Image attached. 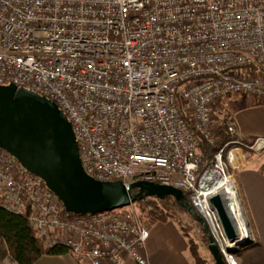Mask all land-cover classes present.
Returning <instances> with one entry per match:
<instances>
[{
	"label": "built area",
	"instance_id": "built-area-1",
	"mask_svg": "<svg viewBox=\"0 0 264 264\" xmlns=\"http://www.w3.org/2000/svg\"><path fill=\"white\" fill-rule=\"evenodd\" d=\"M8 84L57 104L89 176L189 192L237 264L228 249L242 245L228 239L210 199L222 195L245 237L234 171L246 165V149L264 150V138L242 137L228 120L232 139L203 172L199 145L214 140L221 99L247 94L264 103V0H0V85ZM0 205L27 212L44 247L65 245L79 264H150V229L135 203L71 215L1 146Z\"/></svg>",
	"mask_w": 264,
	"mask_h": 264
},
{
	"label": "water",
	"instance_id": "water-1",
	"mask_svg": "<svg viewBox=\"0 0 264 264\" xmlns=\"http://www.w3.org/2000/svg\"><path fill=\"white\" fill-rule=\"evenodd\" d=\"M0 146L11 152L59 197L73 214H89L129 206L143 197L165 199L172 195L202 224L215 264H225L223 254L205 219L189 204L183 190L137 180L129 188L122 181H101L89 176L80 159L79 146L67 116L56 103L25 87L0 85ZM217 209L228 239L243 247L254 241L241 236L221 194L210 199ZM236 248H229L234 252Z\"/></svg>",
	"mask_w": 264,
	"mask_h": 264
},
{
	"label": "crops",
	"instance_id": "crops-1",
	"mask_svg": "<svg viewBox=\"0 0 264 264\" xmlns=\"http://www.w3.org/2000/svg\"><path fill=\"white\" fill-rule=\"evenodd\" d=\"M226 105L238 133L245 138H264V103L255 102L247 94L229 96ZM247 165L234 171L245 213L255 241L264 247V151L247 150ZM258 155V156H257ZM147 240L150 264H194L187 237L171 219L154 222ZM0 264H18L10 259ZM33 264H79L69 253L45 254Z\"/></svg>",
	"mask_w": 264,
	"mask_h": 264
},
{
	"label": "trees",
	"instance_id": "trees-1",
	"mask_svg": "<svg viewBox=\"0 0 264 264\" xmlns=\"http://www.w3.org/2000/svg\"><path fill=\"white\" fill-rule=\"evenodd\" d=\"M258 69L259 67L256 65H248L245 67V70L248 71H256ZM226 123L227 121L221 124L223 127L218 133L217 139L214 143L208 142L205 139H201L199 145V156L201 158L200 172H203L204 169L212 162L216 151L232 139V136L227 129ZM247 150L248 149H246V151ZM183 193L189 204L193 206L190 193L187 191H183ZM149 199L152 198L143 197L138 200L136 204L140 205L142 202ZM156 199L166 203H173L179 206L183 211L188 212V210L183 207L181 203L177 201L172 195L167 196L163 200L158 198ZM153 205L154 207L148 210L152 220L154 222L167 221L169 217L168 213H166L163 208H159L157 204ZM141 206L142 205H140V208L143 210ZM71 215L76 214L71 213ZM191 216L193 217V215ZM205 236L209 243V239L206 234ZM189 251L196 264H206L203 257L199 254L197 246L192 244V242L190 243ZM68 252L69 248L62 244L45 248L43 243L36 238L33 227L28 220L27 212L17 214L0 205V260L10 259L14 262H17L18 264H33L45 254L59 255L66 254ZM235 254L242 260L241 264H264V247L257 241L250 245L244 246L243 249L236 251ZM224 261L225 264H227L225 258Z\"/></svg>",
	"mask_w": 264,
	"mask_h": 264
},
{
	"label": "rangeland",
	"instance_id": "rangeland-1",
	"mask_svg": "<svg viewBox=\"0 0 264 264\" xmlns=\"http://www.w3.org/2000/svg\"><path fill=\"white\" fill-rule=\"evenodd\" d=\"M226 99H228V97L221 99V101H219V103L216 105V108L214 109V111H215L214 112V127H213L214 128V140L211 143H214L216 141L218 133L220 132V130L223 127L221 124L225 121L231 120L230 119L231 110L226 105L227 104ZM263 151H261V153ZM245 154H246V152H245ZM247 162L248 161L246 158V161H245L246 165H247ZM202 164H203V161H202ZM151 198L152 199L145 200L144 202H142L140 204V205H142L141 207L144 211L141 210L140 205L136 204V202H135L134 206L137 210L138 216L142 219V221L145 222V224L147 226H151L154 223V221L150 217V212L148 210H150L151 208L154 207L153 204H157V206L159 208H163L166 211V213H168V215H169L168 219L173 220L181 228V230L183 231V233L187 237L189 247H190V243L192 242V244H195L197 246V248L199 250V254L203 257L206 264H215L214 258L208 249L209 243H208V240L206 239L202 224H200L198 221H196L188 212L183 211L179 206H177L173 203L162 202L160 200H157L154 197H151ZM253 238H254V236H253ZM255 242L256 241L254 238V241L252 243H255ZM240 249H243V247L242 246L237 247L236 250H234V252H232L233 257L236 260L237 264H241V262H242V260L240 258H238V256L235 254V252L239 251ZM245 249H246V247H245ZM191 257H192V255H191ZM192 259H193L194 264H196L193 257H192ZM226 262H227V264H229V262L227 260H226Z\"/></svg>",
	"mask_w": 264,
	"mask_h": 264
},
{
	"label": "bare ground",
	"instance_id": "bare-ground-1",
	"mask_svg": "<svg viewBox=\"0 0 264 264\" xmlns=\"http://www.w3.org/2000/svg\"><path fill=\"white\" fill-rule=\"evenodd\" d=\"M245 216H246V213H245ZM243 234L245 235V238L248 237L249 235L251 236V234H252L251 229L247 228V227H245V229L243 228Z\"/></svg>",
	"mask_w": 264,
	"mask_h": 264
}]
</instances>
